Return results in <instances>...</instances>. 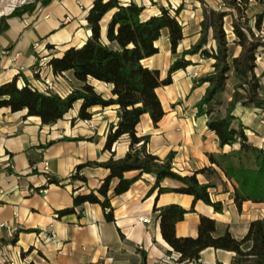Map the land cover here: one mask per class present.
Returning <instances> with one entry per match:
<instances>
[{
	"label": "crops",
	"instance_id": "0c3cea01",
	"mask_svg": "<svg viewBox=\"0 0 264 264\" xmlns=\"http://www.w3.org/2000/svg\"><path fill=\"white\" fill-rule=\"evenodd\" d=\"M134 1L145 8V16H158L162 9L172 15L180 9L178 20L183 27L184 39L176 54L171 51L168 32L156 42L159 53L144 61L151 70L168 76L171 65L200 39L203 5L199 0H122ZM95 0H51L48 5L38 4L32 13L8 20L9 29L0 34V86L17 78L19 88L25 81L41 88L36 69L44 66L53 76L48 63L62 57L70 48L82 47L91 36L87 16ZM205 7L224 11L222 0H204ZM251 16L264 12V0L251 3ZM49 14V18L44 15ZM230 18V17H228ZM225 23L229 38H233L231 18ZM254 22V20H253ZM264 36V20L261 29ZM214 47L210 41L208 48ZM234 47L233 56L240 48ZM231 46V49H232ZM8 51L3 55V51ZM16 53L20 56L15 59ZM193 65L173 74L172 85L159 89L166 112L154 126L149 115L142 117L137 127L138 136L151 137L149 152L164 160L174 153V171L190 176L198 174L201 184H211L212 202L223 204L222 213L202 201L195 202L189 195L160 194L152 191L156 178L145 174L125 194L111 199L115 221H106L98 204L86 203L75 213L59 216V211L72 208L74 197L87 195L100 188L110 171L87 167L81 175L87 183L71 181L76 168L88 162L104 163L114 157L124 158L130 150L127 136L116 142L111 151L105 150L108 134L119 122L118 107H93L92 119H78L81 102H77L63 120L53 126H43L40 118L26 117V112L12 113L0 109V239H11L23 230L37 232L19 234L16 245H0V264H140L139 250L147 253V264H177L180 255L164 241L160 221L154 209L178 205L186 211L183 221L176 225L179 238H197L201 217L217 223L216 236L226 232L243 239L250 224L264 217V204L245 202L241 208L234 201V186L223 172L213 165L208 155L229 153L240 144L221 147L217 135L208 128L207 116H197V104L205 95L208 84L193 88L203 77L214 71L212 59L200 55L188 56ZM256 74L260 79V93L264 96V53L259 54ZM56 90L67 95L79 84L71 73L54 79ZM95 91L111 99L112 85L89 79ZM229 81L228 89H231ZM226 101L230 95L226 91ZM235 116L245 126L250 144L264 147V113L254 107L238 105ZM82 139L81 141L63 140ZM53 142L52 145L45 147ZM45 147V148H44ZM47 168V169H46ZM48 175L60 179V185L49 184ZM137 172L126 174L133 178ZM114 180L109 195L117 184ZM162 188H180L182 185L166 179ZM235 253L209 248L202 252V264H233ZM196 264V263H189Z\"/></svg>",
	"mask_w": 264,
	"mask_h": 264
},
{
	"label": "trees",
	"instance_id": "16d2710c",
	"mask_svg": "<svg viewBox=\"0 0 264 264\" xmlns=\"http://www.w3.org/2000/svg\"><path fill=\"white\" fill-rule=\"evenodd\" d=\"M199 1L203 5L200 39L171 65L165 79L161 78L159 71L146 67L144 61L159 53L156 42L164 31L168 32L171 51L176 54L184 39L183 27L178 20L180 9L175 15L162 9L160 15L147 18L145 8L134 1L95 0L87 16L91 36L82 47L70 48L62 57L53 58L48 63L56 77L71 73L79 84L71 94L62 98L55 91H41L28 81L19 88L17 78L0 86V109L9 108L12 113L26 112V117L40 118L43 126H53L63 120L77 102H81L78 119L83 121L92 119L90 110L93 107H118L119 122L108 134L105 150L111 151L116 142L127 136L130 140L129 152L122 159L112 157L104 163L88 162L78 166L70 177L71 181L86 184L87 178L80 173L87 167L104 168L110 171V175L99 189L75 196L73 207L59 211V216L73 214L76 208L86 203L98 204L106 221L112 223L115 217L111 199L128 192L145 174L156 178L152 191L189 195L195 202L202 201L213 207L216 213L223 212L222 203L211 201L209 189L212 185L201 184L197 179L198 174L209 173L210 169L181 176L174 171V153L161 160L148 150L151 137L137 135V127L144 115L150 116L154 126L164 118L166 112L159 89L172 85L174 73L193 65L186 57L196 55L214 60V71L193 87L208 84L205 95L196 106L197 116L209 118L208 128L217 135L222 148L240 144L239 149L229 153L209 154V160L233 184L234 201L238 207L241 208L245 202L264 204V147L249 143L245 126L235 116L238 105L254 107L264 113V96L260 93V79L256 74L258 56L264 53V36L261 34L264 12L255 17L250 15L251 3L261 0H222L224 11H215L205 7L204 0ZM50 2L43 0L42 5ZM34 10V6H24L1 17L0 34L9 29V19L22 17ZM228 17L231 18L233 38H229L225 30ZM210 41L214 42V47L208 48ZM232 45L240 48L237 56L231 54ZM89 79L112 85L113 97L105 99L98 94L89 84ZM229 81H232L231 89H228ZM226 91L230 95L229 101L225 99ZM223 101L226 102L225 114L218 109L224 105ZM130 172H137V175L126 178ZM48 177L49 184L60 185L62 182L53 175ZM166 179L177 181L182 187L162 188L161 184ZM114 180L118 182L110 196ZM191 212L194 210L186 211L178 205L154 209L164 241L180 255L177 264H202L201 254L209 248L235 253L233 264H264V217L252 222L247 235L241 240L235 239L230 232L217 237V223L207 217H201L197 238L177 237L176 225ZM21 232L37 230L18 231L11 239H0V245H16ZM138 252L142 259L140 264H147V253Z\"/></svg>",
	"mask_w": 264,
	"mask_h": 264
},
{
	"label": "built area",
	"instance_id": "2783aa9c",
	"mask_svg": "<svg viewBox=\"0 0 264 264\" xmlns=\"http://www.w3.org/2000/svg\"><path fill=\"white\" fill-rule=\"evenodd\" d=\"M49 14H46L44 15V18H49ZM9 52L6 50V51H3L2 54L5 56L7 55ZM20 56V53H16L14 58L17 59L18 57ZM35 74L39 76V80L41 82V88L39 90L41 91H47V90H50V91H55L57 92L62 98H65L67 97L69 94L72 93V89L69 90V92L67 93V95H64L62 94L61 92L57 91L56 90V87H55V83H54V79H57L58 77L56 76H52L50 77L49 75H47L45 69H44V66H40L38 69H36L35 71ZM262 124L264 126V119L262 120ZM1 166V164H0ZM47 169V168H46Z\"/></svg>",
	"mask_w": 264,
	"mask_h": 264
},
{
	"label": "rangeland",
	"instance_id": "374dc122",
	"mask_svg": "<svg viewBox=\"0 0 264 264\" xmlns=\"http://www.w3.org/2000/svg\"><path fill=\"white\" fill-rule=\"evenodd\" d=\"M43 0H18L13 7L8 11V8L10 7V5L12 4V0H0V14H2V12H4V14L6 15H10L15 9L17 8H22L24 6H34L35 8L38 6L39 3H41ZM252 10L250 11V15L252 14ZM230 21V18L227 19V22ZM252 26L254 25V22L252 20ZM234 53V47L232 46V50H231V54ZM229 92V90H228ZM226 99V98H225ZM223 106L218 109H221V113L225 114V110H226V102L223 101Z\"/></svg>",
	"mask_w": 264,
	"mask_h": 264
},
{
	"label": "bare ground",
	"instance_id": "6f19581e",
	"mask_svg": "<svg viewBox=\"0 0 264 264\" xmlns=\"http://www.w3.org/2000/svg\"><path fill=\"white\" fill-rule=\"evenodd\" d=\"M12 4L10 5V7L8 8V11L13 7V5L18 1V0H12ZM2 14H4V12H2ZM0 14V15H2Z\"/></svg>",
	"mask_w": 264,
	"mask_h": 264
},
{
	"label": "water",
	"instance_id": "95a60500",
	"mask_svg": "<svg viewBox=\"0 0 264 264\" xmlns=\"http://www.w3.org/2000/svg\"><path fill=\"white\" fill-rule=\"evenodd\" d=\"M3 16H6V14H2V15H0V18L3 17Z\"/></svg>",
	"mask_w": 264,
	"mask_h": 264
}]
</instances>
